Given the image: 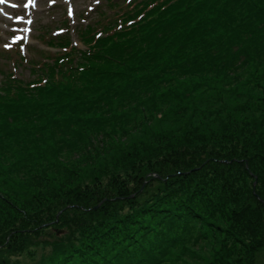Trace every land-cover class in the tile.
<instances>
[{
    "label": "trees",
    "instance_id": "1",
    "mask_svg": "<svg viewBox=\"0 0 264 264\" xmlns=\"http://www.w3.org/2000/svg\"><path fill=\"white\" fill-rule=\"evenodd\" d=\"M78 36L0 86V264H257L264 0H132Z\"/></svg>",
    "mask_w": 264,
    "mask_h": 264
},
{
    "label": "rangeland",
    "instance_id": "2",
    "mask_svg": "<svg viewBox=\"0 0 264 264\" xmlns=\"http://www.w3.org/2000/svg\"><path fill=\"white\" fill-rule=\"evenodd\" d=\"M124 1L125 0H115V3L122 6ZM12 2H14V0H10V3L8 5L0 4V8H3L5 12L9 13L8 17L4 16L3 13H0V50L9 49L4 47L6 43L12 44V47L10 49H13L15 46L18 45L17 43L13 42V36L25 35L28 36V39L24 41H20L19 44H22L23 46V53L24 52L27 53L29 51V55L26 56L32 58L37 57L38 51L49 50L55 52L53 49H50L48 46H46V44H42L39 36H44L45 38H49L50 37L49 33L52 36L58 34V32L62 33L63 31H61L60 28L63 26L62 24L63 20L70 21L69 24L70 35L75 45L79 49H83V46L77 37L76 30H78L79 28H85L88 25L94 26L95 24L93 23H95V21L98 20L100 13L111 11L110 6L108 5V0H100L99 4H95V0H73V5L77 9V11L75 17L70 18L69 16L66 17L67 10L63 0H57V3L51 6L49 5L48 0H38L37 8L33 10L34 11V16H33L34 24L32 25L33 31L32 33L29 34V33L18 32L19 28L25 27L26 25H24L21 22H18L14 18L11 19L9 18V17H14L15 14L19 11L17 9H12L10 7V4ZM12 51H16V50H12ZM6 63H9V61L6 59H0V66H3ZM16 74L18 77H22L25 79L30 78V70L26 66L18 67L16 70ZM66 165L70 167L69 163H67ZM64 174L65 173H63L60 170L59 179H57L56 176L55 180L53 181V184L49 183V185L44 187L42 190L45 191L46 194L51 196V193L48 191L49 190L48 188L63 186L62 183H66L67 185H69V182L73 180H70L69 178L65 179V177L63 176ZM247 182L250 186L254 181L253 179H248ZM1 196L2 195L0 193V209L8 210L6 208L7 203L1 201L3 199V197ZM63 230L65 231L61 230L60 235H64L65 232H67L65 228ZM48 250L49 249L40 251L39 255L42 257L43 253L45 254L48 253ZM37 263L38 262L35 261L25 262V264H37ZM256 263L264 264V249L258 253Z\"/></svg>",
    "mask_w": 264,
    "mask_h": 264
},
{
    "label": "snow or ice",
    "instance_id": "3",
    "mask_svg": "<svg viewBox=\"0 0 264 264\" xmlns=\"http://www.w3.org/2000/svg\"><path fill=\"white\" fill-rule=\"evenodd\" d=\"M63 2L66 5V10H67V15L70 18H74L76 15L77 9L73 5V0H63ZM10 3V0H0V4L8 5ZM49 5H55L57 3V0H48ZM100 0H95V4H99ZM38 0H14L10 4V7L12 9H17L19 10L14 17H9L14 18L18 22L23 23L26 25L25 27H21L18 29V32L20 33H32L33 27L32 25L34 24V11L37 8ZM90 10V9H89ZM0 13H3L4 16L8 17L9 13L5 12L3 8H0ZM61 31H64L61 29ZM102 35V33H100ZM28 36L25 35H14L13 36V42L19 44L20 41L27 40ZM5 48H11L12 44L6 43L4 45ZM35 87V85H33Z\"/></svg>",
    "mask_w": 264,
    "mask_h": 264
},
{
    "label": "water",
    "instance_id": "4",
    "mask_svg": "<svg viewBox=\"0 0 264 264\" xmlns=\"http://www.w3.org/2000/svg\"><path fill=\"white\" fill-rule=\"evenodd\" d=\"M256 183H257V182L254 183V187L256 186ZM254 193H255V191H254ZM262 202L264 203V201H262Z\"/></svg>",
    "mask_w": 264,
    "mask_h": 264
}]
</instances>
